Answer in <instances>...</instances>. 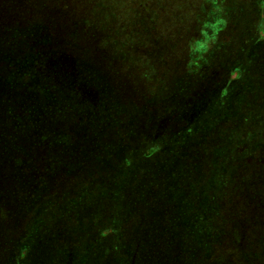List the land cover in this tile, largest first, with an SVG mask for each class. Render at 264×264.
Returning a JSON list of instances; mask_svg holds the SVG:
<instances>
[{
  "label": "trees",
  "instance_id": "16d2710c",
  "mask_svg": "<svg viewBox=\"0 0 264 264\" xmlns=\"http://www.w3.org/2000/svg\"><path fill=\"white\" fill-rule=\"evenodd\" d=\"M154 1L2 0L0 264H27L28 244L23 248L20 242L36 236L40 219L53 220V188L59 191L54 199L62 191L71 193L58 179L68 178L70 188L77 187L72 176L91 178L87 163L93 159L130 169L122 174L127 183L118 200L124 210L118 220L129 237L131 218L143 219L138 229L145 240L140 253L145 264H168L172 257L190 264L188 256L191 264H264V57L256 55V70L249 75L241 68L223 89L163 81L167 102L150 113L146 105L134 108L132 86L119 66L167 56L138 52L146 34L152 42L168 40L159 36L164 28L149 8ZM241 3L242 9L255 11L244 26L233 14ZM224 7L225 18L215 16L208 31L218 33L230 22L241 25L235 33L244 38L247 24H264L258 14L264 0ZM260 30L264 33V26ZM210 55L215 67L222 64L218 51ZM75 75L84 78L80 89L65 85ZM140 87L143 94V81ZM77 94L85 100L79 110ZM149 114L159 122L152 123L154 128L145 123ZM76 117L85 124L69 133L66 128ZM154 130L163 134L148 143ZM149 163L153 182L145 179ZM108 167L103 171L109 173ZM155 191L163 193L162 213L153 214L152 227L144 212ZM132 206L136 211L130 215Z\"/></svg>",
  "mask_w": 264,
  "mask_h": 264
},
{
  "label": "rangeland",
  "instance_id": "374dc122",
  "mask_svg": "<svg viewBox=\"0 0 264 264\" xmlns=\"http://www.w3.org/2000/svg\"><path fill=\"white\" fill-rule=\"evenodd\" d=\"M233 2L236 4L237 0H163L162 2L155 0L152 3L149 2L152 16H154L153 12H157L156 18H159L164 28V31L161 29L159 32L160 38L168 36L169 42L168 40L158 42L156 38L153 42L149 41L146 34L145 42L138 52L142 54L163 52L168 57H160L157 60L147 58L144 61L119 66L123 69L127 81L132 86L130 93L134 100V104H132L134 108L146 105L148 113H150L160 103L167 102V98L164 97L162 91L164 82L172 83L181 79L188 83H194L195 86L200 85L202 82L205 91L213 88L223 89L229 84V81L239 77L240 73L238 71L241 68H244L245 74L248 72L249 75L256 70V67H258V62L255 61L256 55L264 57V33L260 30L264 26L263 22L261 24L257 23L261 26L255 27L250 25L251 23L247 24L244 38L243 36H236L235 31H241V25L239 24L235 28L229 22L218 33L208 31L206 28L215 16L225 18L223 14L227 11L223 6L225 3ZM1 3L2 0H0V6ZM259 4L260 2H258ZM167 5L170 8L163 10L162 7ZM243 7L242 4L233 14L242 18V25L244 26L247 19L255 11L254 9H242ZM221 8H223L222 11H220ZM218 12H222V14L219 15ZM258 14L264 21V10H259ZM257 20L256 18V22ZM203 34L209 37L206 39ZM212 51L214 54L217 51L219 52L221 61L223 58L222 64L217 67L211 62L210 53ZM248 53H253L254 62H252V55ZM188 55L189 57H187ZM211 75L212 78L208 79ZM73 77L74 80H67L65 85L67 84L73 89L78 86L80 89V84H83L84 78L78 75ZM215 79L218 80L217 83H214ZM140 81L144 83L143 94H141ZM78 96L80 101L75 100L77 110L83 108L81 105L85 103L84 96ZM193 99L194 97L191 96L187 101ZM151 115H147L145 123L154 128L157 125L153 126L152 123L158 124L159 122L152 119ZM71 122L75 125L68 124L66 130L69 133H72L75 127L85 124L84 119L79 117L72 118ZM167 124L172 127L170 123ZM159 131L149 132L148 143L155 142L158 137L162 136L163 132L159 133ZM175 131L176 127L173 126L170 132L174 134ZM161 145H166V140ZM158 161L159 159H157L155 165ZM52 163L57 165L59 159L53 160ZM152 164L154 166V163ZM94 165H96L95 168ZM106 165L110 166L108 167V169H111L109 173L103 171ZM87 166L93 170L91 173L94 174L91 175V178L87 177L85 180L72 176V182L77 185L75 188H70V179H58L59 181H66L65 184L68 185L67 188L71 193L62 191V197L54 199L59 191L58 187L53 188L52 193H57L53 194L52 210L49 212L53 220L40 219L39 229L35 233L36 236L29 242L24 240L20 242V246L22 245L23 248L25 243L28 244V249H24L27 264H135V262L145 264L144 254H140L145 249V240L143 233L138 229L143 219L139 216L131 218L134 224L133 232L129 235V237L134 238L131 241H127L129 237L122 232L118 220L119 216L124 214L118 200L123 194L127 183L122 174L130 173V169L117 168L116 162L109 160L102 162L93 159V161L87 163ZM101 170L105 173L104 175L97 174ZM115 170L117 173L116 181L113 178ZM122 171L124 172L122 173ZM146 172L150 174L145 179L153 182L155 172L152 171L151 164L149 171ZM98 175L102 177L99 178ZM86 180H88V183ZM81 184L85 185L82 186ZM74 190L78 192L74 193ZM153 193L155 194L146 200L149 205L144 212L145 216L150 219L146 224L152 227L156 225H152L154 221L153 214L155 212L158 215L162 213L159 198L163 194L161 191ZM60 208L62 209L60 210ZM135 211V206H132L129 214L133 215ZM167 212L169 211L166 210V214ZM166 218L167 215L164 216V219ZM188 257L189 260H185V262L189 261L191 264L193 259L191 256ZM167 261L168 264H182V260L177 257L169 258Z\"/></svg>",
  "mask_w": 264,
  "mask_h": 264
}]
</instances>
